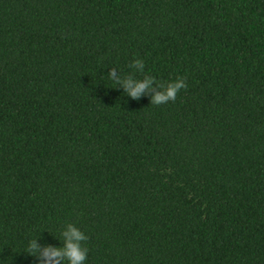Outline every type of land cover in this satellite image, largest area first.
<instances>
[{"label": "trees", "instance_id": "1", "mask_svg": "<svg viewBox=\"0 0 264 264\" xmlns=\"http://www.w3.org/2000/svg\"><path fill=\"white\" fill-rule=\"evenodd\" d=\"M65 222L85 264H264V0H0V264Z\"/></svg>", "mask_w": 264, "mask_h": 264}, {"label": "clouds", "instance_id": "2", "mask_svg": "<svg viewBox=\"0 0 264 264\" xmlns=\"http://www.w3.org/2000/svg\"><path fill=\"white\" fill-rule=\"evenodd\" d=\"M129 67L137 71H144V62L139 58H133ZM108 78L116 86L119 84L124 92L132 99H138L146 89L154 86V91L150 97V103L159 105L168 101H174L177 93L187 85L182 77L158 82L151 75H143L141 78L134 79L132 75L118 74L115 69H110L107 73ZM39 235L29 239L26 245V253L35 256L36 264H85L87 248L83 242L87 240L86 234L75 223L65 222L59 228V243L41 244Z\"/></svg>", "mask_w": 264, "mask_h": 264}]
</instances>
